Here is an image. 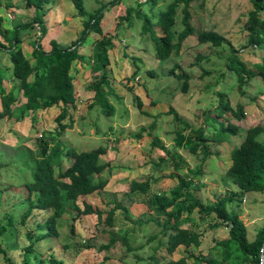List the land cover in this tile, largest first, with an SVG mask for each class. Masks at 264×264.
I'll list each match as a JSON object with an SVG mask.
<instances>
[{
    "label": "rangeland",
    "instance_id": "1",
    "mask_svg": "<svg viewBox=\"0 0 264 264\" xmlns=\"http://www.w3.org/2000/svg\"><path fill=\"white\" fill-rule=\"evenodd\" d=\"M108 1L84 0V6L86 11L91 13ZM170 1L160 0L153 10H149L148 5H141L139 8L156 15ZM128 6L138 7L137 0H122L118 5L104 9L101 20L103 31L112 34L114 44L109 50L110 64L107 67L113 89L107 96L108 102L114 108L111 115L104 114L100 104L94 103L93 91L88 86L97 77L92 70L91 45L98 34L89 33L80 48L85 60H78L73 65L76 101L69 109L73 124L61 134V140L78 150L105 146L106 152L101 158L103 161H109L111 166L109 181L104 189L81 196L78 200L80 207L82 208L85 202L94 209L107 211L112 207V204H108L111 199L123 198L131 179L156 177V180L151 182V189L170 194L177 184L175 178L168 177L173 171L172 165L169 164L162 171L152 172L151 162L158 161L160 157H172L174 152L184 161L179 169L181 175L189 174L188 168L201 166V174L194 178L200 185L193 187L192 191L203 203L213 202L227 190L237 191V185L226 174L231 164V149L239 144L247 127L254 124L264 126V80L254 77L240 88L236 74L226 67L230 46L234 47L240 59L250 69L264 57V44L249 45L243 29L247 13L252 8L251 3L248 0H193L190 10L194 32L182 42L177 55L173 54L164 60L154 56L153 41L147 33L141 31L142 20L136 17L134 12L130 14L129 21L122 18ZM45 7L48 12L44 17L47 31L41 40L43 49H50L51 39L59 42L60 46L68 45L82 29L80 17L76 15L73 4L70 0H53ZM32 13V8H25V0H1L0 15L4 17L3 28L11 27L13 22L31 20ZM182 27L179 11L172 27L174 40ZM207 29H214L223 35L220 46L198 43V32ZM155 30L157 34H161L159 27H155ZM38 34L35 28L22 39L21 45L27 57H31L32 43ZM198 54L204 55L205 58H197ZM0 62L3 85L9 89L12 81L8 79L11 76L8 54L1 55ZM174 64L179 65L175 73L184 69L189 75L186 92L181 90L182 80L169 74ZM218 90L227 94L232 106L237 102L244 105L245 116L236 122L241 126L238 134L227 136L222 142H211L210 149L213 154L204 159L200 155L191 154L185 148H176L175 130L182 125L173 119L172 114L165 112L172 107L192 128L206 122L205 132L209 135L216 133L218 123L207 118V110L214 108L217 103L215 93ZM16 94L17 108L25 99L20 91H16ZM136 97L142 102L141 108L136 104ZM58 113L59 107L53 106L24 117H19L14 112L10 118L4 116L0 119V222H6L8 216L15 222L7 229L5 235L0 237V242L9 248L10 255L18 264L24 256L22 248L30 241L27 236L29 231L34 235L31 239L34 243L28 253V264H47L50 254L62 259L64 264L99 262L105 255L108 256L106 264H154L149 256L155 253V250L159 254L156 248L162 234L157 224L147 221L156 215L141 202L122 199L123 205L129 209L131 219L136 222L126 220L124 213L118 209L113 226L117 234L125 229L130 230L131 245L139 247L133 251H127L119 241L107 252L100 250L99 246L108 240L110 226L104 222L97 223L95 213L82 214L72 220L75 212L68 209L58 219L59 236L56 238L35 240L39 233L36 225L44 220L50 210L33 209L31 215L21 222V214L27 209L23 184L31 180L34 158L38 155L39 137L55 129V117ZM219 120L224 121L222 118ZM63 121L69 122V118ZM152 123L154 125L150 127ZM140 131L141 135L138 136ZM186 131L189 134V131ZM154 137H157L158 145L153 144ZM257 140L263 142L264 133L259 134ZM68 161L67 157H63L62 166L66 167ZM238 195L243 196L244 201L229 203L228 209L241 212V218L248 229V239L252 240L256 231L264 224V191H244ZM193 216L196 217L201 231L200 245L188 249L179 246L171 259L176 260L187 251L205 256L216 240L227 237V226L223 223L213 225V215L201 217L194 212ZM139 220L147 222L141 224ZM72 226L73 233L70 232ZM151 235L156 237L148 241ZM86 243L91 247L85 248ZM188 264L195 263L189 259Z\"/></svg>",
    "mask_w": 264,
    "mask_h": 264
},
{
    "label": "trees",
    "instance_id": "2",
    "mask_svg": "<svg viewBox=\"0 0 264 264\" xmlns=\"http://www.w3.org/2000/svg\"><path fill=\"white\" fill-rule=\"evenodd\" d=\"M53 0H25V8H32V18L26 22H13L11 27L3 28L4 17L0 15V56L8 54L10 62V73L8 77L12 81L9 89L3 85V71L0 62V119L4 116L9 118L14 112L19 117H24L37 110H44L53 106L59 107V113L55 117L56 127L53 131L43 133L39 137L37 157L34 158L31 180L25 182V199L27 209L21 214V222L31 215L33 209L50 212L43 221L37 223L38 235L35 240L44 238H56L59 236L58 219L69 209L75 212L72 220H76L82 214L95 213L97 223H106L108 229V240L99 246L100 250L108 251L116 242H120L127 251H133L139 247L132 246L130 242V230L125 229L117 234L113 229L116 210L124 213V218L135 223L129 215V209L123 205L122 199L131 202L145 204L150 212L156 217H150L147 221H153L160 227L162 238L157 242L159 254L156 252L149 256L154 264H188L192 259L195 264H260V248L264 243V224L256 231L252 240L248 239V229L241 218V212L237 209H228V204L234 201H244L239 193L244 191H264V141L257 140V136L264 133V126L254 124L245 129L241 141L231 149V164L226 174L231 177L237 185V191L227 190L224 194L217 196L211 203H203L192 191L193 187H199L200 183L194 178L201 174V166L188 168L189 174L181 175L179 169L184 161L178 153L168 158L160 157L158 161L151 162V171H162L169 164L173 171L168 177L175 178L177 184L171 189L170 194L164 191H153L151 182L156 177H146L143 180H130L128 190L123 193L122 199L114 197L108 204H112L107 211L94 209L88 203L83 202L81 208L78 200L95 191L102 190L109 181L111 166L109 161H103L102 155L106 147L99 145L90 150H78L72 145L64 144L61 134L66 128L71 127L73 120L69 115L70 107L76 101L75 75L72 73L76 61L85 60V55L80 48L85 43L90 32H95L98 37L92 41L91 56L93 71L96 79L88 86L93 91L94 103H99L104 114L111 115L113 106L108 102L107 96L113 92L110 84L109 50L113 48L112 34L103 31L101 20L104 9H109L121 3L122 0H109L96 7L88 13L84 6V0H70L76 15L80 17L82 29L79 35L68 45L60 46L55 39L50 40V49L42 47L41 40L45 36L47 27L44 17L48 12L45 5ZM160 0H137L138 7L128 6L122 18L130 20V14L142 20L141 31L147 33L153 41L154 56L164 60L173 54H178L182 42L193 34L194 28L191 24L190 5L193 0H171L164 9L159 10L156 15L141 10L139 6L148 5L149 10L157 7ZM252 8L247 13V19L243 23V29L247 34V43L251 46L264 44V0H248ZM1 3V0H0ZM181 12L182 29L177 32L176 40L172 27L175 24L178 12ZM153 17L155 20L153 21ZM155 27H159L161 34H157ZM37 29L39 34L32 43L31 57H27L23 51L21 42L25 34L32 29ZM199 44L209 43L214 47L222 44L223 35L214 29L199 31L197 34ZM197 58L203 59L204 55L198 54ZM250 69L240 59L237 51L230 46V54L227 57L226 67L236 74L238 85L241 86L254 77L264 80V57L258 63H254ZM179 67L174 64L169 74L182 80L181 90L186 92L189 86V75L182 69L175 73ZM152 73V72H151ZM11 77V78H10ZM16 91L21 92L25 99L20 107L16 108L18 101ZM217 103L214 108L207 110V118L218 123V132L211 135L205 132L206 122L197 128L178 115V112L169 107L166 114H172L173 119L181 123L182 127L175 130V147L185 148L191 154L200 155L203 159L213 154L210 143L222 142L227 136H235L241 129L236 123L244 118V105L237 102L231 105L227 94L221 90L216 91ZM139 108L142 102L135 98ZM93 103V104H94ZM142 113L144 111L142 110ZM69 118V122H64ZM222 118L224 121H220ZM154 123L150 127H153ZM189 131V134L187 131ZM141 135V131L137 134ZM153 144L158 145L157 137L153 138ZM161 146V145H160ZM171 155V154H170ZM63 157L68 158V165L62 166ZM239 207V204L237 205ZM214 217V224H225L228 235L216 240L205 256L195 255L187 251L178 259H171L174 251L183 246L185 249L198 247L201 243V231L199 230L196 217ZM104 215V217H103ZM146 220H139L146 224ZM15 222L8 216L6 222H0V237L5 235L7 229ZM74 232L73 226L70 230ZM29 243L23 247V258L19 264H28V253L32 250L34 235L27 233ZM155 235L148 237V241L155 239ZM85 248L91 247L89 243ZM157 253V254H156ZM9 248L0 242V264H18L10 255ZM108 256L99 262H86L82 264H106ZM42 261V259H41ZM47 264H64L62 259L50 254ZM36 264V263H35Z\"/></svg>",
    "mask_w": 264,
    "mask_h": 264
},
{
    "label": "built area",
    "instance_id": "3",
    "mask_svg": "<svg viewBox=\"0 0 264 264\" xmlns=\"http://www.w3.org/2000/svg\"><path fill=\"white\" fill-rule=\"evenodd\" d=\"M260 264H264V243L262 245V247L260 248Z\"/></svg>",
    "mask_w": 264,
    "mask_h": 264
}]
</instances>
